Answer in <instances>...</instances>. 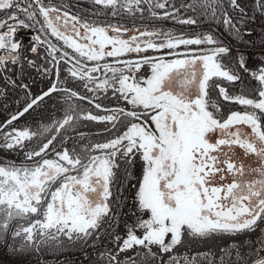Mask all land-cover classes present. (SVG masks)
<instances>
[{
	"label": "snow or ice",
	"instance_id": "1",
	"mask_svg": "<svg viewBox=\"0 0 264 264\" xmlns=\"http://www.w3.org/2000/svg\"><path fill=\"white\" fill-rule=\"evenodd\" d=\"M0 247L264 264V0H0Z\"/></svg>",
	"mask_w": 264,
	"mask_h": 264
},
{
	"label": "trees",
	"instance_id": "2",
	"mask_svg": "<svg viewBox=\"0 0 264 264\" xmlns=\"http://www.w3.org/2000/svg\"><path fill=\"white\" fill-rule=\"evenodd\" d=\"M81 2H84V0H81ZM167 24H171V21H167L165 22ZM194 30V29H192ZM222 99V97H221ZM87 103V102H85ZM83 131H88L89 129H82ZM65 255H67L71 260L73 261H82L83 260V256L81 253L79 252H68ZM49 259H51L50 257H48ZM59 259V258H57ZM18 258L10 255L3 247H0V264H16ZM84 264H86V261H84Z\"/></svg>",
	"mask_w": 264,
	"mask_h": 264
}]
</instances>
